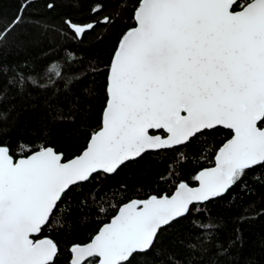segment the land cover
I'll list each match as a JSON object with an SVG mask.
<instances>
[{
	"label": "snow or ice",
	"instance_id": "6c2138e0",
	"mask_svg": "<svg viewBox=\"0 0 264 264\" xmlns=\"http://www.w3.org/2000/svg\"><path fill=\"white\" fill-rule=\"evenodd\" d=\"M32 2L22 4L16 18L0 31V46L8 42ZM68 2L79 7L87 0ZM103 10V4H90L93 15ZM132 18L135 27L122 35L108 66L102 127L80 155L64 161L62 154L46 147L15 160L11 149L0 144V264H56L59 245L34 234L57 223L58 214L70 215L71 205L65 201L74 188L98 175L116 174L148 150L185 145L219 127L232 133L219 148L215 167L196 176L199 187L181 182L171 196L132 200L91 242L71 247L70 264H146L141 258L162 251L157 245L164 229L200 211L197 205L222 198L243 184L249 172L264 168V0L246 5L237 0H139ZM99 22L108 25L112 18L104 16ZM64 25L82 39L95 29L96 21L81 24L66 18ZM40 27L45 35L51 31ZM28 42L20 39L21 44ZM6 75L20 92L29 87L50 90L45 99L54 120L86 118L84 93L90 90L73 91V80L59 63L36 72L0 62V76ZM86 77L87 73L75 79ZM69 94L71 99H66ZM7 119L0 111V123ZM150 130L166 135L162 138ZM95 195L90 193L79 207L87 208ZM194 227L201 235H212L216 228L196 222ZM182 243L187 257L173 254L167 264H220L229 254L224 245H209L196 236Z\"/></svg>",
	"mask_w": 264,
	"mask_h": 264
},
{
	"label": "trees",
	"instance_id": "16d2710c",
	"mask_svg": "<svg viewBox=\"0 0 264 264\" xmlns=\"http://www.w3.org/2000/svg\"><path fill=\"white\" fill-rule=\"evenodd\" d=\"M93 2L104 6L99 15L89 12ZM248 2L250 0H239L237 4ZM25 3L27 0H0V31L16 18ZM49 3L54 5L52 9L47 7ZM138 3L139 0H87L74 7L68 0H33L24 9L22 22L9 34L8 42L0 46V62L13 69H35L36 72L51 63H59L71 76L73 91L89 88L90 93H84L88 95L89 111L83 120L79 116L75 122L54 120L45 99L50 90L29 87L26 92H20L8 83L10 75L0 76L3 89L0 111L8 116L0 123V144L7 145L15 159L52 147L63 155V160H68L85 149L91 135L102 125L108 66L121 36L135 25L132 17ZM104 16L111 17L112 22L100 23ZM66 18L81 24L96 21V27L82 39H76L64 25ZM42 25L51 29L47 35ZM25 37L29 42L21 44L20 39ZM85 73V79L76 81V75L83 77ZM62 84V80L57 81V85L62 87ZM66 99H71V94ZM231 135L230 130L219 127L185 145L148 151L116 174L96 176L68 194L65 204L71 205L70 215L58 214L57 223L50 222L39 237H51L59 245L56 264H70V247L90 241L121 205L152 195H170L181 182L195 185L200 170L214 163L216 152ZM90 193L96 194L95 201L90 200L88 207L81 209L80 201ZM197 206L200 211H193L164 229L157 245L162 251L141 258L146 264H167L173 254L186 258L188 253L182 242L192 236L204 239L209 245L227 247L229 254L220 259V264H264V168L249 172L243 184L222 198ZM63 209L61 205V212ZM194 222L212 223L216 228L212 235H201Z\"/></svg>",
	"mask_w": 264,
	"mask_h": 264
},
{
	"label": "water",
	"instance_id": "95a60500",
	"mask_svg": "<svg viewBox=\"0 0 264 264\" xmlns=\"http://www.w3.org/2000/svg\"><path fill=\"white\" fill-rule=\"evenodd\" d=\"M239 0H237V2H238ZM139 6V3H138V5L136 6V7H138ZM240 10V9H239ZM238 10V11H239ZM132 27H135V25L134 26H132ZM127 31V30H126ZM125 31V32H126ZM124 32V33H125ZM123 33V34H124ZM122 37V36H121ZM121 39V38H120ZM120 41V40H119ZM119 43V42H118ZM117 47H118V45H117ZM117 49V48H116ZM116 51V50H115ZM115 53V52H114ZM114 56V55H113ZM107 102V101H106ZM106 106V105H105ZM105 108V107H104ZM103 112H104V109H103ZM102 119H103V113H102ZM101 127H102V125H101ZM100 127V128H101ZM99 128V129H100ZM99 129L97 130V131H99ZM151 132H152V134H156V135H160L162 138L163 137H165V135H166V133L163 131V130H150ZM160 131H163L164 132V134L165 135H163ZM95 133V132H94ZM93 133V134H94ZM92 136V135H91ZM91 138V137H90ZM229 139H231V137L229 138ZM90 140V139H89ZM89 142V141H88ZM227 142V140L224 142V143H226ZM223 143V144H224ZM88 144V143H87ZM223 144L220 146V147H222L223 146ZM50 148H52V147H50ZM86 148V147H85ZM53 150H55L54 148H52ZM41 150V149H40ZM40 150H37V151H34V152H32L31 154H29V155H27V156H21V157H18V158H14L15 160H19V159H22V158H27V157H29V156H31L32 154H34V153H36V152H38V151H40ZM219 150V149H218ZM148 151H157V150H148ZM147 151V152H148ZM58 153V152H57ZM82 153V152H81ZM80 153V154H81ZM146 153V152H145ZM218 153V151L216 152V154ZM61 154V153H60ZM80 154H78V155H80ZM216 154H215V157H214V163L211 165V166H209V167H205V168H203L202 170H200V172L201 171H203V170H205V169H208V168H213V167H215V158H216ZM143 155V154H142ZM63 156V155H62ZM77 156V155H76ZM75 157V156H74ZM73 157V158H74ZM72 159V158H71ZM68 160H70V159H68ZM64 161H67V160H64ZM199 172V173H200ZM198 173V174H199ZM183 183H186V182H183ZM188 184V183H187ZM190 187H192V188H196V187H199V181H197V183L195 184V185H190V184H188ZM178 187V186H177ZM177 187L175 188V190L170 194V195H167V194H163V195H161V196H171V195H173L175 192H176V190H177ZM152 196H156V195H152ZM161 196H157V197H161ZM151 197V196H150ZM148 199V198H147ZM133 200H137V199H133ZM144 200H146V199H144ZM132 201V200H131ZM131 201H129V202H131ZM129 202H127V203H125V204H123V205H121L120 207H119V209L117 210V212L115 213V215L114 216H112L110 219H109V221L108 222H106V223H104L101 227H100V229L105 225V224H107V223H109L110 221H111V219L113 218V217H115L118 213H119V210L124 206V205H126V204H128ZM99 229V230H100ZM98 230V231H99ZM97 234V233H96ZM95 234V235H96ZM34 235H36L37 236V238H39V239H43V238H45V237H47V238H50V239H52L51 237H48V236H41V237H39V235L40 234H34ZM94 235V236H95ZM93 236V237H94ZM92 237V238H93ZM53 240V239H52ZM92 240V239H91ZM91 240L90 241H88V242H86V243H83V244H87V243H89V242H91ZM83 244H81V245H83ZM75 245V244H74ZM73 246V245H72ZM71 246V247H72ZM71 247H70V249H71ZM71 260H72V253H71V259H70V262H71Z\"/></svg>",
	"mask_w": 264,
	"mask_h": 264
}]
</instances>
